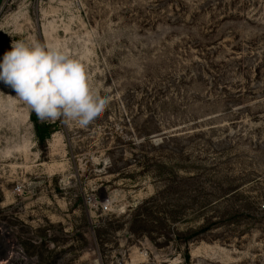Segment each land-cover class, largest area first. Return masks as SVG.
I'll return each instance as SVG.
<instances>
[{"label": "rangeland", "instance_id": "rangeland-1", "mask_svg": "<svg viewBox=\"0 0 264 264\" xmlns=\"http://www.w3.org/2000/svg\"><path fill=\"white\" fill-rule=\"evenodd\" d=\"M13 40L109 104L0 107V264H264V0H0V61Z\"/></svg>", "mask_w": 264, "mask_h": 264}, {"label": "clouds", "instance_id": "clouds-1", "mask_svg": "<svg viewBox=\"0 0 264 264\" xmlns=\"http://www.w3.org/2000/svg\"><path fill=\"white\" fill-rule=\"evenodd\" d=\"M0 82L16 93L0 107L26 106L41 122L57 120L85 128L106 110L83 62L58 44L13 40L0 61Z\"/></svg>", "mask_w": 264, "mask_h": 264}, {"label": "trees", "instance_id": "trees-1", "mask_svg": "<svg viewBox=\"0 0 264 264\" xmlns=\"http://www.w3.org/2000/svg\"><path fill=\"white\" fill-rule=\"evenodd\" d=\"M31 118L35 124L38 140L40 142H45L52 133L51 129H49V124L39 123V121L35 118V115H32Z\"/></svg>", "mask_w": 264, "mask_h": 264}, {"label": "built area", "instance_id": "built-area-1", "mask_svg": "<svg viewBox=\"0 0 264 264\" xmlns=\"http://www.w3.org/2000/svg\"><path fill=\"white\" fill-rule=\"evenodd\" d=\"M120 264H122V263H120Z\"/></svg>", "mask_w": 264, "mask_h": 264}]
</instances>
